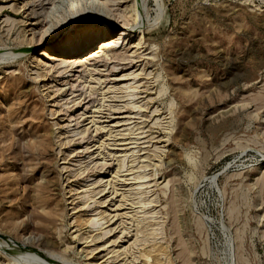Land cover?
<instances>
[{"label": "rangeland", "instance_id": "1", "mask_svg": "<svg viewBox=\"0 0 264 264\" xmlns=\"http://www.w3.org/2000/svg\"><path fill=\"white\" fill-rule=\"evenodd\" d=\"M27 1L0 0V234L18 246L2 243L0 263L264 264V0H137L131 30L144 32V64L97 62L60 77L44 76L52 62L37 45L51 5L37 27L35 2L10 8ZM116 1L117 13L133 2ZM72 3L59 1L57 14ZM83 30L67 23L61 45L72 39L58 54L72 62L95 49L98 30ZM84 37L95 40L71 47ZM133 71L121 82L136 100L106 90ZM109 105L137 117H86ZM120 120L129 123L108 136ZM87 183L103 191L88 199ZM102 211L97 229L90 217Z\"/></svg>", "mask_w": 264, "mask_h": 264}, {"label": "bare ground", "instance_id": "2", "mask_svg": "<svg viewBox=\"0 0 264 264\" xmlns=\"http://www.w3.org/2000/svg\"><path fill=\"white\" fill-rule=\"evenodd\" d=\"M38 1H40V0H38ZM38 1H36V0H28L25 4H22V5H19V6H17L16 4H14L10 8H13V10L15 11L14 13H16V14H18V12L25 13V11H27L29 9V8H27V5L29 3L31 4V3H34L35 2V4H33V6L31 7L32 8V11H33L32 14L33 13L35 14L34 15V24L33 25L36 24V25H38L37 27H39L42 24L41 21L39 20V16L41 17L42 12L45 11V5L46 4H50L51 5V8L49 10H46L47 12L45 11L46 12V22H45L46 25H45L44 29L42 30V38H41L40 42L37 44V45H46L47 46V48L42 51V57L44 58V61L43 62H45V60H49V62H52V64L51 65H48V66H47V61L45 62L44 66L46 68H44L45 70H43V71H45L44 76H45V74L50 73V76L53 77V73H58V77H60V76H62L61 73H65L64 75H66L67 73L73 72V71H77V72L78 71L80 72V71H83V70L85 71V70H87V67L89 65L97 66V64H96L97 62L98 63L102 62L101 66H104V67H107V66H109V65L112 64L113 65V68H116V65H118V64H128L127 60L130 61L131 58H134V59H137L138 58L136 61L133 59L129 63H131L132 65L133 64L136 65L138 62H141L140 65H143L144 64V59L142 58L143 56L141 55V51H139L140 52V55L137 54V51L138 50H141L143 48V44L145 43V41H143V39H144V32L142 30H140V31L138 30V32H137V30H136V34L133 35V32H135V31H134V29L131 30L132 27H133V25H135V24L138 25L139 22H140V19H141V15H139L140 13H139V9H138L137 0H133V2L130 3V4H128L126 6V9H125V10L128 11V14L130 13L129 16H132V19H131V17H128L127 16V13H126L127 11L126 12L123 11L124 12L123 13L122 11H119L120 9H118V8H117V10L119 11L120 14L114 11L115 9H113V6H117V5H119V3H121V2H117L116 0H107V1H103L102 0V2H100V0H90L93 3L91 2V4H89V6L88 5L85 6L84 5L85 3L82 0H73V3L76 6H74V7L73 6H70L69 7V5H68V7H67L68 8V16L67 17H64V18H62L61 16H59V14H57L58 11H59V6L57 5V3H59V1H64V0H48L47 2L45 0H41L40 3H39L40 4V9L35 10L36 7H37ZM95 2H97V3H95ZM124 2H127V0H125ZM75 8H77V10ZM41 9H42V11L39 12V10H41ZM30 15H31V13H30ZM95 19L97 21H95ZM27 22H28V20H27ZM67 23L70 26H75L76 23H82L83 24V29L86 31V33H87V30H89V29L90 30L91 29H93V30L94 29H97L98 30L97 32L99 34V36H97L98 39H99V41H98V43L96 45L97 47L95 49H93L92 51H90L88 54H86V55L82 56L81 58H79L78 60H74L72 62H70V60L67 57L58 54V53H61V52H67V48L65 47L66 46V43L72 39L71 37H72L73 34H69L68 37L66 38V42L64 43L65 46H64V44L61 45V39H63L62 36H63V33H64L61 30H64V28L66 27ZM38 32L39 31L37 30L36 31V34ZM129 36L130 37L132 36V37H135V38L137 36V40H136V42H134L132 44L131 49H128L129 46H127V45H129V42H130V39L127 42V39H128ZM85 38L86 37H84L83 39L81 38L83 41L80 40L77 43H74V44L72 43L71 47H74L75 50L80 49V48H82L84 46L87 48V47L91 46L92 42L95 40V39H91V38H87V39H85ZM121 50H125V51L124 52L123 51L121 52ZM132 50H134V51H132ZM110 52H112V54H109ZM143 55H144V52H143ZM103 56H105L104 57L105 59L104 60H100ZM56 61H58V63L53 64V62H56ZM257 65L258 66H264V62H260ZM94 71H96V72L90 71V75L89 76L92 77L93 76V73L99 74L98 69H96ZM139 74L140 73H136L135 74V72L133 71V72L129 73L128 75H125L127 78H123V77H119L117 79L114 78V81H117L116 82V85L115 86H109L106 90L108 92L110 91L112 93L113 90H117L118 89V90H122V91L128 93V91L130 90V88L132 87L133 84L131 86H129L127 83H124V82H121V81H125V80H129V79L138 77ZM70 75L71 74H68V76H70ZM130 75H133V77L130 76ZM95 80L97 81L98 84H101V78L100 77L99 78H97V77L94 78V81ZM108 81L110 82V80H108ZM85 84H86V82H85ZM86 86H87V84H86ZM135 87H137V86H135ZM91 88H93V87L91 86ZM78 89L72 88L71 89V91H72L71 93L74 94L76 91H78ZM164 90L165 89H161L160 92L162 93ZM107 91H106V93H107ZM133 92L132 93L125 94L127 96V98L129 97L128 99L133 100L136 97L137 94L135 92L134 93ZM102 93H103V91H102ZM83 94L84 93L74 94L75 95V98H74L73 101H77V99L82 98V95ZM106 96H107V94H106ZM115 97H117V96H115ZM118 97H120V96H118ZM260 97L262 98L263 96H260ZM120 98H122V96ZM150 99L153 100V98H150ZM134 100H136V99H134ZM136 103L137 102H135V101L134 102L133 101H131V102L129 101L126 106L130 105L128 107H131L132 106V108H135V110H136V108L137 109H140L142 106L141 105H137ZM261 103H262V100H261ZM263 103H264V101H263ZM102 104H103V102H102ZM101 106L100 107H97L94 110L92 109V113L93 114L90 115V116H86V117H104V118L105 117H119V118L121 117V118H124V119H125V117L126 118L128 117V119H129V117H137V115H132V112H135V110H132L131 108L130 109L132 111L127 110V109L126 110H121L122 107H119V106H110L109 105V108H102L104 105L102 107ZM93 108H94V106H93ZM112 108H113V110H111ZM123 109H125V108H123ZM259 109H261V108H259ZM108 111H110V112H108ZM136 111H138V110H136ZM154 111H157V110H154ZM57 112L58 111H56V113ZM96 114H101V115H96ZM104 114H105V116H103ZM124 114H128V115H124ZM141 115H142V112H141ZM138 117H139V115H138ZM125 120H127V119H125ZM92 122L96 123L95 119H92ZM128 123L129 122H126V121L123 122L122 120H120V121H118V122H116L114 124H111V127L110 128H109V125H101V126L98 127L97 130H100V129L101 130H105V129L109 128L108 131H107L108 136H110V137L111 136H114L115 137L116 136L115 132H119V130H120V129H117V127H122L123 125H126ZM121 135H122V133H121ZM123 135H124V133H123ZM128 143L126 142V143H120V144L126 145ZM102 145H105V144H102ZM115 145H118V144L115 143ZM115 148H113V149H115ZM116 149H120V148H116ZM121 149L123 150V149H126V148H121ZM124 151H121V152H124ZM115 155H117V154H115ZM117 156L119 157L118 158L119 165H121V164L123 165V162H124V159L125 158L124 159L123 158L121 159V157L122 156L123 157H126V155H119L118 154ZM99 162H101V161H99ZM75 165L76 166L77 165L80 166L81 165V162H79L77 160V162H76ZM123 169L125 170V168H123ZM81 170L82 169L80 168V171ZM78 172L74 173L75 176L77 175ZM116 173H118V171H116ZM96 183L97 182L92 183V184H96ZM127 183L129 184V182H127ZM87 186L89 187L90 185L87 183L84 186V188H83L84 190H82V191H89L88 192L89 193L88 194V199H93L94 196L97 193H101L103 191V190H100L99 192L95 193L96 192L95 189L91 190V188L90 187L88 188ZM85 187H86V189H85ZM86 204H87V201L84 203V207L82 208V210H86L87 209V207H85ZM143 206H144V203H143ZM104 212L102 211L98 215H96L94 217H90V220L93 222V224L95 225V227H97V229H101V226H102V222L103 221H101V223H100L99 220H100V217H102V215H103ZM80 217H81V219L82 218L85 219L84 218L85 217L84 215H81ZM103 225H104V223H103ZM113 230H114L113 228H110L108 230H105V232L103 233V235L105 236V234L107 235V234L111 233ZM99 238H100V234H98L95 238H92L91 241H93L95 239H99ZM15 240L16 239H13L10 236L7 237V236H4L3 234H0V245H2V243H5L6 242V243H9L10 245H12V247L13 246L14 247H18L17 245H15V243H16ZM24 247H26V246H24ZM105 247L107 248L108 247V244L98 245V246L95 247V250L101 252V251H103L105 249ZM24 252L26 254H28L29 256L30 255L35 256V252H33V251L32 252L31 251H28L27 252L26 250H24ZM45 256H46V254H45ZM48 261L53 262V260L51 259V257H50V260H48ZM55 264H57V263H55Z\"/></svg>", "mask_w": 264, "mask_h": 264}]
</instances>
